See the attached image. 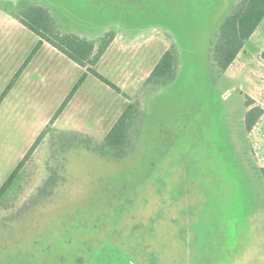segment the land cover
I'll return each mask as SVG.
<instances>
[{
	"label": "rangeland",
	"instance_id": "rangeland-1",
	"mask_svg": "<svg viewBox=\"0 0 264 264\" xmlns=\"http://www.w3.org/2000/svg\"><path fill=\"white\" fill-rule=\"evenodd\" d=\"M237 1L0 0V185L43 133L0 208V264H264V115L245 125L248 98L264 108V19L226 69L212 55ZM24 3L113 31L95 69L123 92L89 73L51 123L85 68L46 42L24 65ZM169 48L175 75L146 83ZM128 102L130 148L106 156Z\"/></svg>",
	"mask_w": 264,
	"mask_h": 264
},
{
	"label": "trees",
	"instance_id": "trees-1",
	"mask_svg": "<svg viewBox=\"0 0 264 264\" xmlns=\"http://www.w3.org/2000/svg\"><path fill=\"white\" fill-rule=\"evenodd\" d=\"M14 17L26 28L38 36L34 48L24 65L29 63L32 56L43 45L48 43L68 59L85 68L80 78L72 87L66 99L51 118V123L63 110L69 99L85 81L89 73L109 85L117 92H123L119 86L108 80L95 69V65L114 39V32L109 31L98 40H90L75 33L63 31L57 26L54 17L47 7L37 3H24L14 13ZM264 19V0H238L231 12L219 25L218 37L212 44V55L220 69H226L237 57L246 41ZM176 56L172 48L167 49L154 65L145 82L165 83L176 73ZM6 90L0 94V103ZM249 108L245 113V125L251 132L264 115V108L251 98L246 100ZM138 105L128 102L121 113L106 132L101 152L106 156H120L130 148L129 137ZM40 134L31 144L24 156L7 175L0 185V208L6 207L4 197L18 184L20 172L31 158L42 139ZM17 187V186H16ZM15 199L13 200V202ZM9 204V203H8ZM12 204V203H11Z\"/></svg>",
	"mask_w": 264,
	"mask_h": 264
}]
</instances>
